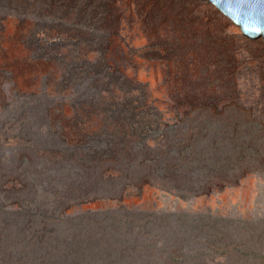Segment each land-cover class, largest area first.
Returning <instances> with one entry per match:
<instances>
[{
	"label": "rangeland",
	"instance_id": "rangeland-1",
	"mask_svg": "<svg viewBox=\"0 0 264 264\" xmlns=\"http://www.w3.org/2000/svg\"><path fill=\"white\" fill-rule=\"evenodd\" d=\"M210 114L219 140L225 124L240 121L264 158V41L218 7L0 0V264H122L107 231L124 230L136 213L214 215L228 244L219 238L214 264H264V162L183 196L144 169L128 177L119 147L107 149L118 140L129 162L130 143L164 144L165 123L180 129ZM53 211L63 213L59 223ZM131 243L142 258L130 264H147L148 247Z\"/></svg>",
	"mask_w": 264,
	"mask_h": 264
},
{
	"label": "trees",
	"instance_id": "trees-1",
	"mask_svg": "<svg viewBox=\"0 0 264 264\" xmlns=\"http://www.w3.org/2000/svg\"><path fill=\"white\" fill-rule=\"evenodd\" d=\"M213 121L214 116L210 114L196 122H188L185 127H179L180 129L177 124L165 123L163 132L166 140L164 144H152L149 139L130 143L129 162L123 152L122 143L118 140L111 138L107 149L115 150L119 147L120 154L125 159L120 167L128 172V177H133L132 173L138 167L145 170L146 179L159 183L174 193L183 196L210 193L214 191L219 181L226 186L234 179H238L242 171L252 163L264 162V158L256 156L259 151L253 150L251 140L243 139L241 136L243 125L240 121L234 125L237 129L225 124L221 129L220 140L214 133ZM62 193L59 192V197ZM63 198H66V195L61 199ZM139 214L142 215L136 213L130 221L131 225L138 220L136 230L130 225L126 226L125 221L122 224L125 227L124 230L120 228V230L107 231L111 234L110 238L115 236L118 242V256L123 261L122 264H130L135 262V258L137 260L142 258L136 255L131 240L137 241V245L148 247L150 252L147 264H214V247L219 238L220 241L225 242L224 245H228L226 230L219 229L214 224V215L204 217V215L184 214L185 216H182L179 213H169L164 218L159 216L151 220L149 217L148 219L140 217ZM40 215L44 217L41 225L46 227L48 221L45 218L50 216L43 213ZM62 215L63 213L53 211V220L59 223ZM24 221H26L23 222L24 228L30 234L34 229V220L26 219L25 216ZM119 221L121 222L122 219ZM184 221L187 225L181 231L180 225H185ZM7 222L11 221L7 220ZM113 222L115 224L117 221ZM167 224L171 226V229H168ZM162 225H164L163 230L159 228ZM55 229L54 226L50 230ZM33 232H37L40 241H44L42 231L35 229ZM147 233L153 235L149 237V243L145 236ZM141 237L144 238L140 239ZM155 248L157 249L154 250ZM157 251L159 253H156ZM131 259L133 260L130 261Z\"/></svg>",
	"mask_w": 264,
	"mask_h": 264
},
{
	"label": "water",
	"instance_id": "water-1",
	"mask_svg": "<svg viewBox=\"0 0 264 264\" xmlns=\"http://www.w3.org/2000/svg\"><path fill=\"white\" fill-rule=\"evenodd\" d=\"M218 7L243 35L254 42L264 41V0H200Z\"/></svg>",
	"mask_w": 264,
	"mask_h": 264
}]
</instances>
